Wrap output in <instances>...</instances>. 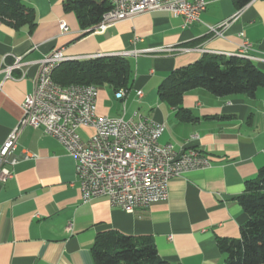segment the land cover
<instances>
[{"label": "crops", "instance_id": "0c3cea01", "mask_svg": "<svg viewBox=\"0 0 264 264\" xmlns=\"http://www.w3.org/2000/svg\"><path fill=\"white\" fill-rule=\"evenodd\" d=\"M21 1L34 9L36 26L31 31L29 25L15 27L0 19V147L23 116L37 62L45 55L63 49L65 56L84 60L155 49L126 56L133 67L130 89L118 99L111 87L106 85L113 95L101 87L97 112L130 118L138 111L164 123L160 143H171L178 151L200 150L211 166L172 178L167 200L128 213L106 196L83 201L74 157L42 128L26 126L13 155L15 176L0 182V264H95L92 247L106 231L150 236L159 256L172 263L227 264L218 239L241 237L248 214L237 196L264 166V87L254 97L217 96L203 87L189 90L182 106L197 117L193 122L180 120L177 109L160 100L158 88L173 71L205 54L248 58L238 55L244 38L252 43L249 59L264 71V0L242 7L235 0H205L200 21L189 26L181 16L153 11L89 30L75 10L65 9L67 0ZM237 13L222 35L210 32L209 26ZM163 47L192 50H157ZM17 57L27 64L8 77L5 66ZM134 106L140 110L129 112ZM93 132L80 129L83 138Z\"/></svg>", "mask_w": 264, "mask_h": 264}, {"label": "built area", "instance_id": "2783aa9c", "mask_svg": "<svg viewBox=\"0 0 264 264\" xmlns=\"http://www.w3.org/2000/svg\"><path fill=\"white\" fill-rule=\"evenodd\" d=\"M107 10L96 29H103L123 20L153 11H167L173 16H181L189 26L200 21L207 8L205 0H107ZM239 14L217 26H209L214 35H222ZM63 31L68 30L65 22ZM89 30V29H88ZM252 43L244 38L238 51L240 56L249 54ZM196 50L204 51L200 48ZM145 51H124L126 55ZM159 52L189 51L188 47H163ZM92 55H90V59ZM63 49H55L38 61V72L33 79V89L22 104L23 116L0 147V182L14 178L11 168L16 163L13 157L21 131L26 126L42 128L56 138L76 162L77 183L83 201L89 202L106 196L114 207L128 213L169 198L172 178L191 170L211 166L210 158L197 149L177 150L173 144L160 143L166 126L138 111L133 117L100 115L97 102L101 87L96 84L74 83L61 85L53 79L55 68L69 60ZM27 64L17 57L4 71L12 77L15 69ZM121 89L116 98L126 96ZM139 97L143 92H138ZM81 128H91V136L83 138Z\"/></svg>", "mask_w": 264, "mask_h": 264}, {"label": "trees", "instance_id": "16d2710c", "mask_svg": "<svg viewBox=\"0 0 264 264\" xmlns=\"http://www.w3.org/2000/svg\"><path fill=\"white\" fill-rule=\"evenodd\" d=\"M252 0H235L240 7ZM66 10L77 12L81 26L92 29L110 9L107 0H67ZM0 19L15 27L36 26L35 11L21 0H0ZM53 79L61 85L74 83L109 86L115 92L130 89L133 67L126 56L69 59L54 70ZM206 88L217 96L247 94L254 97L264 87V71L245 57L205 54L196 63L173 71L158 88L161 101L177 109L182 121L193 122V116L182 106L186 92ZM237 200L248 214L238 239L219 238L218 246L227 264L264 263V166L256 178L246 181ZM95 264H181L161 258L150 236H129L113 231L99 233L92 247Z\"/></svg>", "mask_w": 264, "mask_h": 264}, {"label": "rangeland", "instance_id": "374dc122", "mask_svg": "<svg viewBox=\"0 0 264 264\" xmlns=\"http://www.w3.org/2000/svg\"><path fill=\"white\" fill-rule=\"evenodd\" d=\"M102 91H106L108 94L113 95L112 89L107 86L103 87ZM136 110H140L139 107L134 106L132 109L129 108V112H132V113L135 112Z\"/></svg>", "mask_w": 264, "mask_h": 264}, {"label": "bare ground", "instance_id": "6f19581e", "mask_svg": "<svg viewBox=\"0 0 264 264\" xmlns=\"http://www.w3.org/2000/svg\"><path fill=\"white\" fill-rule=\"evenodd\" d=\"M238 55H240V53H238ZM121 56H128V55H126L125 53H123ZM245 56L248 57V58H252L249 54H245ZM97 57H100V56H97ZM97 57H92V58H97ZM71 59L81 60L79 58H71ZM86 59H90V57H88Z\"/></svg>", "mask_w": 264, "mask_h": 264}]
</instances>
